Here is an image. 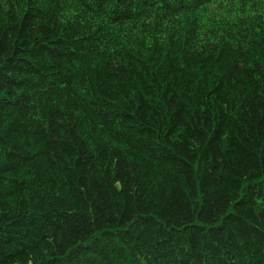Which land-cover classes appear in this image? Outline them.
Returning <instances> with one entry per match:
<instances>
[{"label": "trees", "instance_id": "trees-1", "mask_svg": "<svg viewBox=\"0 0 264 264\" xmlns=\"http://www.w3.org/2000/svg\"><path fill=\"white\" fill-rule=\"evenodd\" d=\"M0 264H264V0H0Z\"/></svg>", "mask_w": 264, "mask_h": 264}]
</instances>
